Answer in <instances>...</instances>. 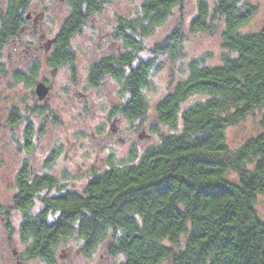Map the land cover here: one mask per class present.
<instances>
[{
    "label": "trees",
    "instance_id": "trees-1",
    "mask_svg": "<svg viewBox=\"0 0 264 264\" xmlns=\"http://www.w3.org/2000/svg\"><path fill=\"white\" fill-rule=\"evenodd\" d=\"M31 1L6 0L0 9V56L29 18ZM65 1L68 11L45 46L51 45L49 65L74 60L70 38L107 0ZM183 2L141 0L136 15L117 17L112 36L121 50L99 56L88 69L90 84L112 76L127 91L113 113L144 118L143 88L151 70L159 67L154 57L180 54L182 30L180 25L171 28L149 57L138 56L142 41ZM195 11L188 30L213 32L222 25L226 52L217 64L194 58L188 74L155 103L156 118L172 131L161 133L137 160L109 161L80 191L63 188L52 174L36 173L26 161L17 170L12 207L21 214L17 231L27 259L55 264L59 243L75 232L88 254L112 230L117 234L109 251L123 257L111 264H264V218L254 208L256 195L264 192V22L251 32L240 29L257 11L247 0L213 5L196 0ZM15 77L28 81L20 72ZM254 108H262L263 130L230 150L225 127ZM9 113L8 121L17 123L16 110ZM129 155L134 159L135 149ZM0 212L11 234L9 209L0 206Z\"/></svg>",
    "mask_w": 264,
    "mask_h": 264
},
{
    "label": "rangeland",
    "instance_id": "rangeland-1",
    "mask_svg": "<svg viewBox=\"0 0 264 264\" xmlns=\"http://www.w3.org/2000/svg\"><path fill=\"white\" fill-rule=\"evenodd\" d=\"M207 1L213 5L216 0ZM247 1L254 3L257 11L240 29L251 32L264 22V0ZM5 3L6 0H0V9ZM140 3L141 0H107L103 9L91 14L70 38V47L75 52L71 63H46L51 45L45 46L69 8L65 0H32L26 10L29 18L3 46L0 56V206L9 209L13 230L9 234L0 212V264H18L16 253L21 254L25 247L17 231L21 214L12 207L15 175L25 161L36 173L52 174L63 188L80 191L92 173L102 172L110 165L109 161L118 164L137 160L145 148L158 143L161 133L172 131L156 118L154 105L177 80L188 74L190 61L196 58L203 64H217L222 60L226 52L221 45L222 25L213 32H190L188 21L196 12V0H184L182 6L175 7L166 21L142 41L138 56L149 57L151 47L171 28L180 25L182 30L180 54L154 57L159 67L151 70L143 88L147 102L144 118L128 119L121 113H113L112 109L128 97L127 91L112 76H103L97 84H90L88 69L99 56L121 50V42L112 36L115 21L120 15H136ZM35 64L38 67L32 73L31 67ZM19 72L27 76L28 81L17 79L15 75ZM40 80L48 87L41 99L34 88ZM12 109L19 114L17 123L8 121ZM261 113L262 108H254L241 120L225 127L224 139L230 150L263 130ZM131 149H135L134 159L129 155ZM49 156H53L52 161ZM39 206L36 201L35 207ZM254 208L259 217L264 218V192L256 195ZM116 234L108 230L104 240L87 254L82 251L83 240L75 232L59 243L55 264L118 262L122 254L109 251ZM22 264L45 262L36 258Z\"/></svg>",
    "mask_w": 264,
    "mask_h": 264
},
{
    "label": "water",
    "instance_id": "water-1",
    "mask_svg": "<svg viewBox=\"0 0 264 264\" xmlns=\"http://www.w3.org/2000/svg\"><path fill=\"white\" fill-rule=\"evenodd\" d=\"M34 88H35V93L37 94V97L39 99H41L48 91L47 85H45V83L42 80L36 83Z\"/></svg>",
    "mask_w": 264,
    "mask_h": 264
},
{
    "label": "flooded vegetation",
    "instance_id": "flooded-vegetation-1",
    "mask_svg": "<svg viewBox=\"0 0 264 264\" xmlns=\"http://www.w3.org/2000/svg\"><path fill=\"white\" fill-rule=\"evenodd\" d=\"M35 20L36 19H34V21ZM43 82L45 83V85H47L44 80H43ZM13 253H15V252L13 251ZM15 257H16V261H17L18 264H22L25 260H27V258L25 256H23V254L21 255L20 253H16Z\"/></svg>",
    "mask_w": 264,
    "mask_h": 264
}]
</instances>
